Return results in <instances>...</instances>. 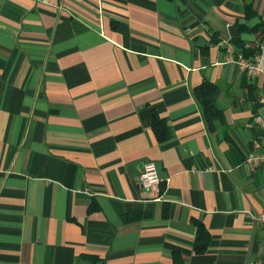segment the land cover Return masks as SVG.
I'll return each mask as SVG.
<instances>
[{"label": "crops", "instance_id": "0c3cea01", "mask_svg": "<svg viewBox=\"0 0 264 264\" xmlns=\"http://www.w3.org/2000/svg\"><path fill=\"white\" fill-rule=\"evenodd\" d=\"M236 38L264 45V0H0V264L264 263V169L243 164L263 110Z\"/></svg>", "mask_w": 264, "mask_h": 264}, {"label": "built area", "instance_id": "2783aa9c", "mask_svg": "<svg viewBox=\"0 0 264 264\" xmlns=\"http://www.w3.org/2000/svg\"><path fill=\"white\" fill-rule=\"evenodd\" d=\"M226 51L227 63L235 65L256 87L262 88L258 103L263 113L254 117V123L264 130V45H260L250 55H246L231 44L226 47ZM243 164L251 170L264 169V140L255 142ZM139 183L154 195L156 201L162 200L163 195L159 194V187L162 184V180L156 163L148 162L144 165L142 173L139 176ZM258 220L264 225V211L260 214ZM253 264L264 263L258 261Z\"/></svg>", "mask_w": 264, "mask_h": 264}, {"label": "trees", "instance_id": "16d2710c", "mask_svg": "<svg viewBox=\"0 0 264 264\" xmlns=\"http://www.w3.org/2000/svg\"><path fill=\"white\" fill-rule=\"evenodd\" d=\"M250 9V7L247 9L246 18L248 19L251 15L249 14ZM260 27H262V25L249 28L246 24L241 23H239L238 26L240 32H256L260 30ZM234 45L246 55L253 54V51H248L247 49H245L239 38L235 39ZM243 87L248 90L249 99L253 102H257L258 99L255 95L257 89L256 85L254 83H251L246 75L243 81ZM220 92V87L209 81L203 82L201 85L196 87L194 91L199 103L203 108L206 120L213 130L216 129V124H225L224 110L218 105V97L220 95ZM154 129L158 134H166L165 132L167 131L165 122L158 121L156 116L154 117ZM197 228L198 233L194 244V250L196 253L201 254L206 252L209 247L210 234L202 224H198Z\"/></svg>", "mask_w": 264, "mask_h": 264}]
</instances>
